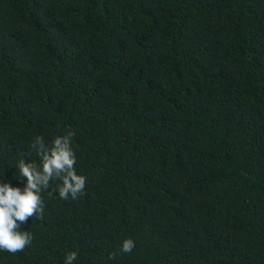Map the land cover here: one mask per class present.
Returning <instances> with one entry per match:
<instances>
[{
  "label": "trees",
  "instance_id": "16d2710c",
  "mask_svg": "<svg viewBox=\"0 0 264 264\" xmlns=\"http://www.w3.org/2000/svg\"><path fill=\"white\" fill-rule=\"evenodd\" d=\"M70 132L0 264H264V0H0V180Z\"/></svg>",
  "mask_w": 264,
  "mask_h": 264
},
{
  "label": "clouds",
  "instance_id": "9594fccd",
  "mask_svg": "<svg viewBox=\"0 0 264 264\" xmlns=\"http://www.w3.org/2000/svg\"><path fill=\"white\" fill-rule=\"evenodd\" d=\"M70 132L64 136H56L51 144H46L43 137L37 136L31 144L39 156V164L25 162L21 159L16 167L20 177L26 178L23 189L13 187L10 183L0 180V251L15 255L28 247L33 235L29 231H21V224L29 218H43L44 200L41 192L48 189L52 180H59L57 191L61 199L73 200L83 195L87 183L84 175L77 174L76 157L71 148ZM135 247L131 238L122 241L120 251L130 253ZM116 253L109 254V259H115ZM77 253L66 254L64 264H74Z\"/></svg>",
  "mask_w": 264,
  "mask_h": 264
}]
</instances>
